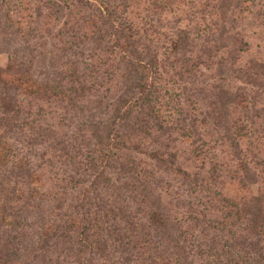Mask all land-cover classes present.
Returning a JSON list of instances; mask_svg holds the SVG:
<instances>
[{"label":"trees","instance_id":"1","mask_svg":"<svg viewBox=\"0 0 264 264\" xmlns=\"http://www.w3.org/2000/svg\"><path fill=\"white\" fill-rule=\"evenodd\" d=\"M44 1L35 15L89 7V0ZM89 8L97 20L74 18V29L57 39L32 14L26 23L15 20L10 0H0V54L9 57L0 66V264H264V191L230 202L219 186L220 165L205 177L181 168L164 141L170 123L162 115L158 59L104 16L106 8ZM117 46L125 55L113 61ZM224 92L213 112L179 107L176 120L201 140L211 122L216 139L241 152L229 117L238 99ZM45 147L75 171L53 194L36 187L37 166L24 152ZM251 153L238 167L250 185L264 172V156ZM164 174L182 181L186 197L177 205L162 195L173 181Z\"/></svg>","mask_w":264,"mask_h":264},{"label":"rangeland","instance_id":"2","mask_svg":"<svg viewBox=\"0 0 264 264\" xmlns=\"http://www.w3.org/2000/svg\"><path fill=\"white\" fill-rule=\"evenodd\" d=\"M224 1L89 0V7L93 2L95 6L106 8L108 11L104 16L110 15L117 23L126 26L128 33L140 42L139 48L146 47L158 59L160 75L156 82L163 98L162 115L170 123V135L162 139L177 155L181 168L205 177L211 171V165L217 163L220 165L217 173L224 174V180L219 179V186H224L221 190L230 202H241L264 191L262 170L257 173L254 183L248 185L241 182L242 173L238 168L240 157L244 158L245 154L250 157L251 152L256 151L261 153L259 157L264 156V0H233L231 4L229 1L223 5ZM10 3L15 20L26 23L32 14L44 23V28L51 27V33L57 39L63 32L74 29V18H98L89 7H83L82 12L72 11L71 16L65 15L66 9L55 16L45 8L46 11L37 16L34 10L45 3L44 0H10ZM66 19L69 25L63 27ZM23 27L25 25L19 30L23 31ZM87 27L85 31L93 35L96 27ZM221 32L227 35L224 39ZM23 33L26 35V31ZM235 49L238 52L233 55ZM121 52L118 46L113 48L111 60L125 55ZM8 63V55L0 54V66L6 67ZM223 90L238 99V105H232L229 117L230 132L238 134L241 152L233 149L225 137L219 135L216 139L219 132L211 122L202 126L204 138L201 140L183 133L181 130L185 125L176 120L179 107L185 110L184 114L213 112L219 104L218 94ZM225 92L227 99L229 95L226 96ZM249 107H254L253 111L247 112ZM256 129L260 135L257 138L254 137ZM234 151L238 154L235 155ZM24 152L37 166L40 182L36 187L44 194L55 193L59 184H63L62 178L75 174L69 160L51 148H26ZM163 176L172 178L166 174ZM172 180L165 181L170 186L162 195L166 201L177 205L176 198H185L186 193L180 185L181 179L173 177ZM185 190H190V186Z\"/></svg>","mask_w":264,"mask_h":264}]
</instances>
